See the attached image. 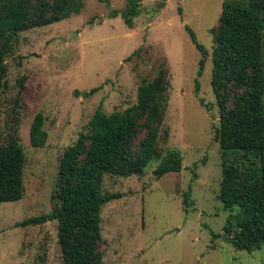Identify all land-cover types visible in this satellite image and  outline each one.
Here are the masks:
<instances>
[{
    "label": "rangeland",
    "instance_id": "1",
    "mask_svg": "<svg viewBox=\"0 0 264 264\" xmlns=\"http://www.w3.org/2000/svg\"><path fill=\"white\" fill-rule=\"evenodd\" d=\"M136 1L140 13L133 29L122 16L130 0H78L61 22L21 34L8 60L0 142L11 133L19 137L27 157L26 193L21 201L0 204V264H65L57 221L21 224L53 211L61 158L96 111L112 114L135 105L142 81L155 78L164 62L171 87L159 152L163 157L178 151L183 168L156 178L154 161L141 177L105 176L103 191L122 196L102 210L104 263L264 264V246L249 253L229 242L224 231L229 212L219 198L223 159L215 133L212 30L223 4L232 0H168L159 12V0ZM186 26L209 52L201 77L203 56ZM38 113L48 133L42 149L30 143ZM212 233L226 236L215 240V248Z\"/></svg>",
    "mask_w": 264,
    "mask_h": 264
},
{
    "label": "trees",
    "instance_id": "2",
    "mask_svg": "<svg viewBox=\"0 0 264 264\" xmlns=\"http://www.w3.org/2000/svg\"><path fill=\"white\" fill-rule=\"evenodd\" d=\"M77 3L0 0V104L8 87V60L21 34L61 22ZM139 13L138 2L130 0L122 14L130 29ZM186 30L203 56L198 72L201 77L209 52L192 29L186 26ZM212 33L216 47L211 84L219 109L215 133L223 159L219 198L223 210L229 212L224 231L236 250L252 253L264 246V0L225 2ZM170 87V73L164 62L155 78L142 81L135 105L112 114L99 108L88 130L79 134L61 158L53 211L21 224L42 226L57 221L58 244L65 264H105L100 249L102 210L122 196L103 191L106 175L141 177L154 161L158 163L156 178L182 171L183 158L178 151H169L163 157L159 152ZM196 89L200 90L199 81ZM47 141L45 116L38 113L31 125L30 143L32 148L42 149ZM26 163L19 137L9 134L5 143L0 142V204L24 198ZM191 193L190 187L184 194L186 212ZM223 237L212 233L213 248L215 240Z\"/></svg>",
    "mask_w": 264,
    "mask_h": 264
},
{
    "label": "water",
    "instance_id": "3",
    "mask_svg": "<svg viewBox=\"0 0 264 264\" xmlns=\"http://www.w3.org/2000/svg\"><path fill=\"white\" fill-rule=\"evenodd\" d=\"M160 5L159 8L156 10L157 12H159L162 8L165 7L166 3L168 2V0H159ZM224 238H226V236L224 235Z\"/></svg>",
    "mask_w": 264,
    "mask_h": 264
}]
</instances>
